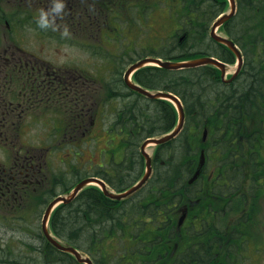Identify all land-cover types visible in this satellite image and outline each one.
<instances>
[{
  "label": "trees",
  "instance_id": "16d2710c",
  "mask_svg": "<svg viewBox=\"0 0 264 264\" xmlns=\"http://www.w3.org/2000/svg\"><path fill=\"white\" fill-rule=\"evenodd\" d=\"M178 1V8L169 6L190 37L205 38L209 23L226 8L221 0ZM238 1L239 12L227 23L226 30L251 55V63L257 64L259 76L256 79L223 84L219 71L209 65L178 70L147 66L135 72L134 78L141 85L178 94L187 113L185 129L189 133L179 140L178 146L172 145V140L157 147L156 180L148 182L146 189L154 196L141 204L135 199L117 201L91 186L71 203L62 204L55 210L52 217L55 234L91 254L96 264H191V259L200 263L205 261V245L201 240L196 245L186 244L176 255V260L170 244L167 245V241L179 239L176 214L181 203L193 200L195 188L199 185L188 186L186 183L197 163L198 149L207 147L212 164L220 170L231 168L235 173L240 169L239 166L233 167L238 162L236 150L242 155L244 147L241 142V133L245 135L242 130L244 116L259 108L263 115L258 121L259 129L264 131V0ZM169 13L172 14L170 9ZM186 39L179 45L182 48L178 55H172L169 50L158 54L180 59L195 55L186 48ZM166 44L163 42L161 49ZM219 48L227 55L219 53L217 46L207 52L234 61L230 50L224 46ZM254 57L258 60L254 61ZM119 93L123 94L115 91V95ZM126 95L133 100L125 102L120 109L114 107L109 111L113 113L109 127L114 126V129L111 128L107 140L119 159L114 158L111 164L114 178L107 179L119 190L129 187L140 176L144 164L139 150L141 141L170 130L176 121L175 110L169 102L149 99L129 89ZM104 111L106 113V106ZM206 126L210 135L207 142H203ZM168 151L169 154H165ZM158 158H163V162ZM63 177L57 175L55 180L62 182ZM69 188L67 186L65 190ZM152 200L157 201L153 204ZM201 220L204 222L205 218L201 216ZM19 244L33 252V256L26 257L23 255L25 249H19L16 264H78L73 256L57 250L40 233L34 240L21 239ZM151 255L158 257L159 262L152 263Z\"/></svg>",
  "mask_w": 264,
  "mask_h": 264
},
{
  "label": "rangeland",
  "instance_id": "374dc122",
  "mask_svg": "<svg viewBox=\"0 0 264 264\" xmlns=\"http://www.w3.org/2000/svg\"><path fill=\"white\" fill-rule=\"evenodd\" d=\"M115 1L114 9L120 15L125 14L127 4L131 0ZM0 3L2 5L12 4L15 3V0H0ZM147 4L153 6L150 8L147 19L143 17L144 13L141 10L134 17L136 24L128 22L127 26H123L124 23L119 19L120 23L117 25L120 24L123 30L118 26L116 29H110V26L105 23L104 9H100L98 5L99 10H94L91 18L93 20L88 24L89 32L92 34L90 38L83 36L75 38L68 34L64 35L63 40H60L57 38L56 32L60 31L62 22L57 23L59 27L54 31L55 33H52L48 29L38 27L36 22L30 28V19L19 15L16 20L19 22L17 26L21 28L23 34L21 31L16 39L12 40H9V34L0 36V55H2L0 61L4 62L6 59L4 51L8 50L14 52L15 55H11L5 63H14L18 60L17 56H25L18 50L19 47H22L27 52L28 59L40 64L38 59L30 55V53L36 54L43 58L45 67L50 68L53 65L55 69L65 70L68 80L77 81L80 78L81 94L80 100L76 102L78 113L84 109L80 108L86 103L83 100L91 101L90 97H85V93L92 96L98 90V96H104L105 106L110 116L109 120H111L113 113L109 111L114 110V107L120 109L125 102L133 100L131 96L126 95L127 87L122 81L123 72L131 61L144 54H150L149 51L158 50L163 44L161 40H165L167 44L159 52L169 50L172 54L178 55L182 48L178 45V38L184 33L183 26L180 23L177 25L172 18L168 17L166 9L157 4V0H142L139 6L145 9ZM125 5L127 6L125 7ZM136 7L137 5L133 6V8ZM29 10L33 12L34 7ZM97 12H99L98 15ZM132 12L135 13V11ZM26 13L29 15L28 12ZM111 13L113 15V11ZM61 26L67 27L69 33L72 30L71 27L75 28L69 19L66 24ZM2 27L4 28V25ZM81 30L83 31V27ZM26 31L33 34V37L26 38L27 36L24 34ZM220 31L221 33L225 32L224 29H220ZM160 35L164 36L161 40L159 39ZM189 37H186L185 43L189 52L205 53L213 50L216 46L208 34L205 38ZM129 44H131V48H127ZM217 50L222 55H227L219 46H217ZM111 52H116L117 58L114 55L110 57L109 53ZM257 60L258 58L254 57V61ZM244 67L238 77V82L246 79L254 80L259 76L257 64L251 63V55L246 52ZM234 68L235 62L229 63L227 76L232 74ZM27 76L25 72L16 74L10 67H0V84L6 78L15 82L27 81ZM93 78H96L97 81H93ZM114 78L115 81L112 85L105 88L100 87L99 82L105 80L112 82ZM116 90L124 95L120 93L115 95ZM73 96V93L67 90L65 99L61 98L59 104L44 103L31 106L25 112L27 114L25 120L16 118L12 126L13 129L3 131L5 130V126H3V130L0 132V180H3V184L10 183V185L0 187V264H11L16 261L10 257L11 253L17 250L21 239L34 240L37 238L38 228H41L42 214L48 203V201L44 203L45 195L49 193L51 186L55 193L62 189L63 184H52V181H54L53 173L60 172L67 165L62 160L65 154L53 152L48 155L46 146L55 144L52 139L56 137L52 138L49 135L54 123L59 122L51 120V118L58 119L59 116L56 115L67 111V104L72 102ZM67 97L68 99H66ZM62 101L64 102L61 103ZM70 114L71 110L69 109L68 115ZM261 116L263 115L259 108L251 110L248 117L244 116L242 126L243 133L249 138L247 143L254 140L250 138L254 135L253 124L259 121ZM99 125L100 128H94L89 133V135L92 133L91 143L82 146L84 151L78 159L80 162L77 161V171L64 174L67 175L65 184L74 182L81 175L101 173L102 170L111 168L109 160V149L111 148L107 142L108 134L105 132V128H101V122ZM192 128L195 127L192 126ZM186 133H189L188 129H184L182 135L174 139L172 145L178 146L179 140L184 138ZM85 141H89V139ZM113 152L116 151L113 150ZM252 152L250 153L252 154ZM165 154H169V151ZM236 154L240 155L238 150ZM251 154L249 161H246L245 164L239 158L238 162L233 165V167L240 166V169L235 171L236 174L231 169L222 170L219 182L206 187V189H215L214 194L208 200L190 207V223H193L197 213H205V209L199 211L200 208H207L209 218L214 217L213 212L215 214L216 218H212V223H215L213 226L216 228L215 232L219 239L212 234L214 231H207L202 236L209 244L217 243L211 248L212 254L209 252L212 258L209 264H264V144L259 149H255L253 155ZM29 159L32 163L30 162L31 167L28 170L32 168L33 171H28L29 174H27V170H24L20 164ZM15 161L19 165H14ZM99 164H102V167H99ZM38 166L42 170L36 171ZM96 169L100 170L96 171ZM141 170L140 176L144 171V164L141 165ZM112 174L108 173V176H112ZM223 174L226 175L225 178H223ZM258 179H262V182H257ZM46 185L49 186V189ZM146 195L152 197L149 194ZM144 196L145 193L142 194V197L146 199ZM19 202L18 208L19 211H22L21 215L13 210L15 204ZM196 223H201V221L198 220ZM188 228H192L195 232L192 224L188 225ZM193 231L187 230L190 240L196 237ZM212 239H217L219 242H214ZM184 244L186 243L182 241L181 245Z\"/></svg>",
  "mask_w": 264,
  "mask_h": 264
},
{
  "label": "flooded vegetation",
  "instance_id": "af4514ba",
  "mask_svg": "<svg viewBox=\"0 0 264 264\" xmlns=\"http://www.w3.org/2000/svg\"><path fill=\"white\" fill-rule=\"evenodd\" d=\"M90 5L96 6L97 2L94 0H66V6L74 7L73 10L77 14V22L82 23V11L83 8ZM51 5V0H15V3H6L2 5L0 3V36L10 35L9 40L16 39L17 36V17L19 16L17 11L27 10L29 8H49ZM31 17L34 18V13H29ZM61 17L57 18V23L59 24ZM4 25V28L2 27ZM12 49V48H11ZM20 52L24 55L17 56L18 60L14 63H5L11 55H15L14 52L5 50V60L0 61V67H10L14 72L26 73L27 81L15 82L6 78L2 84H0V120H15L18 116L17 105H26L29 109L34 104H59L61 98L65 99L66 92H72L75 99H80L81 89H80V78L77 81L68 80L65 70L55 69L53 65L50 68L45 67L43 58L37 56L36 54L30 53L35 59L39 60L40 64L27 58V52L25 49L18 48ZM2 55H0L1 57ZM28 68V70H27ZM17 79V78H16ZM77 82V83H75ZM62 101L61 103H63ZM60 103V104H61ZM15 105V106H13ZM4 106V108H2ZM3 109L6 112H3ZM21 115V113H20ZM80 126V124H79ZM28 164L31 165L29 161L21 162L20 165L24 166ZM14 165H19L17 161ZM6 184V185H5ZM3 184V180H0V187L10 185V183ZM206 254L212 253L209 245L207 246ZM210 249V251H209ZM210 259H212L210 257Z\"/></svg>",
  "mask_w": 264,
  "mask_h": 264
},
{
  "label": "water",
  "instance_id": "95a60500",
  "mask_svg": "<svg viewBox=\"0 0 264 264\" xmlns=\"http://www.w3.org/2000/svg\"><path fill=\"white\" fill-rule=\"evenodd\" d=\"M230 4H231L230 11L222 14L220 17H218L213 22L212 27H211V36L216 41L226 44L230 49H232L234 51V53L238 57L239 64L237 66V71H239V69L241 68L242 63H243V57H242L241 51L235 45L233 40L227 38L226 36H222V35L218 34L216 31L219 26H221L224 22H226L235 13V11H236V0H230ZM150 62H155L159 66H163V67L169 68V69L195 67V66H199V65H203V64H214L221 69L222 76L225 75V70H226V64L224 62L220 61L219 59L213 57V56H202V57H197V58L182 60V61L164 60L160 57L148 56V57L141 58L140 60L132 63L126 69V71L124 73V79H125V83L129 87H131L135 90H138L141 93H143V94H145L151 98H169V99H171L172 101L175 102V104L178 107L179 120H178L176 127L170 133H167V134L160 136V137H149V138L145 139L144 142L141 144V152L146 159V167L147 168H146V172H145L144 176L142 177V179L139 182H137L135 185L131 186L130 188H128L127 190H125L123 192L116 193V192L109 190L107 188L105 181H103L101 178L96 177V176H90V177H87V178L80 180L67 195H58L52 201H50V203L48 204V206L45 210V213L43 215V221H42L43 232H44L45 236L47 237V239L50 242H52L57 248H59L63 251H69V252L73 253L80 262H87L88 264H93L91 258L84 257L82 255V253L79 250H77L74 246L63 245L57 239H55L49 232L47 225H48L49 217H50L54 207L58 203H61V202L66 203V202L71 201L84 186H86L87 184L92 183V182L100 184L104 193L106 195L112 197V198L120 199L122 197L129 195L133 191L140 188L145 183V181L148 179V177L151 173V170H152L151 156H150L149 152L147 151V147L151 144L164 143V142L170 140L171 138L175 137L183 127L184 120H185V111H184L183 103L177 95H175L174 93H172L170 91H164V90H158V91L152 92V91H149L148 89H145L144 87H142V86H140L137 83H134L132 81L131 74L134 71H136L137 69L147 65ZM234 76H235V74L233 75V77ZM203 161H204V156L202 155L199 167H198L196 173L194 174L193 178L197 177V175L200 173Z\"/></svg>",
  "mask_w": 264,
  "mask_h": 264
},
{
  "label": "clouds",
  "instance_id": "9594fccd",
  "mask_svg": "<svg viewBox=\"0 0 264 264\" xmlns=\"http://www.w3.org/2000/svg\"><path fill=\"white\" fill-rule=\"evenodd\" d=\"M66 9V0H51V5L49 8H41L38 10V16L36 17V22L40 28H51L56 31L59 27L57 24V18L63 17ZM68 28L65 27L62 35H68Z\"/></svg>",
  "mask_w": 264,
  "mask_h": 264
}]
</instances>
